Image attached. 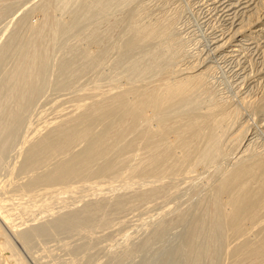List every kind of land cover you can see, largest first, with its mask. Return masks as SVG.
Returning <instances> with one entry per match:
<instances>
[{"label": "bare ground", "instance_id": "6f19581e", "mask_svg": "<svg viewBox=\"0 0 264 264\" xmlns=\"http://www.w3.org/2000/svg\"><path fill=\"white\" fill-rule=\"evenodd\" d=\"M61 1V3H63V1L65 2L66 0ZM73 1L74 2H70L74 3L72 4L73 6L69 4L70 8L66 11H63V4L61 8L56 0L32 1L33 3L26 7V9L24 8L25 10L21 16L17 18L15 28L13 27L14 30H10L11 32L6 36L7 38H5L0 45V165L4 160L7 148L15 140L17 135L19 136L18 132L20 126L22 122H24L23 120L26 119L25 116L32 107L35 98L42 93V89H45L44 85L49 84V81L46 79L48 77V69L50 70L48 67L50 62L47 66L46 63H48V60L47 62L44 60L47 54L45 55L43 53L45 55L44 58L41 54L40 57L34 54L35 48H32V44L38 47L39 45L36 44H38L37 42L40 40H34V44V42L30 40V37L33 36H31V33L33 31L38 32L36 30L39 28V22L46 18L50 19L52 22V26L50 27L52 34L50 35L54 34V39L61 38L67 33L71 35L78 31L81 32L82 29L80 28L84 26L85 22H88V27L89 29L92 28V30L91 32L89 31L90 33L88 30V33H85L86 36L88 35V39L86 38L87 41L85 39V42L82 39L85 43L82 44V41H79V46H77L78 43L74 42L76 43V48L74 47L75 45L73 46L72 42H70L69 45H72L74 48L70 47L72 50L68 51V56L58 59L59 61L56 65L57 70L55 68L56 80H53V88L55 87L63 90L70 86L68 84L70 83L68 79H66V82L62 77L71 76L74 71L77 69L80 70V68H76L75 70V67H77L75 65L77 59L83 58L84 60V58H87L88 61L85 63L87 65L89 62V68L92 70H94V68L102 69L100 65L105 62V57L110 54L109 51L112 44L114 45H112V49L116 47L119 51V54L116 52L119 57L118 61H116L120 66H124L121 67V69L125 68L122 71H129L131 74H134L136 79H134V76L131 74V76H129L127 73L129 78L139 81V83L134 85V81L126 77L127 85L128 81L129 84L132 81L133 85L118 91L114 90V87H111L112 90L109 89L113 92H111L112 94L108 92L104 93L105 91L103 92V90L101 91L102 94H99L100 89L94 84L95 87H92V90H90L91 92L89 91L91 93L89 98L90 100L92 98V102L87 101L88 104L86 105L79 99L77 100L81 103H76L77 100L75 99V103L63 107V109L58 112V116L56 113L52 118H48L50 120L47 119V121H44L43 119L45 128L50 127V125H53L55 122L56 124L46 130V132L38 138H36L35 135L40 133L42 127H40L41 125L33 127L32 131H29L32 134L28 135L25 140L28 142L33 137L36 139L30 141L29 145L27 144L28 146L26 147L22 162L19 166L21 169L20 171L31 172L39 170L45 167L47 162L51 159L55 160V165L48 169L45 167L46 169L44 168V171L47 170L46 172L41 169V172H44L43 175H36V177L33 176V178L30 177L31 179L25 184L19 185V188L33 189L37 185H43V188L45 187L44 185H52L53 187L56 185L58 189L71 191L79 185L75 184L77 181L80 183L79 180L74 181L73 178H81L80 181L82 180L81 182H83V178H88L87 176L90 175L93 177L95 175V179L98 177L96 181L94 180L95 183L97 182L96 187L99 190H103L107 186L113 187L115 184L112 185V180H114V177H119L123 172L131 173H127L126 175L137 174V177L140 176L143 179H145V176L147 178L146 182L149 183V185L152 184L153 188L150 189L147 184L149 189L147 188V190L146 187H144L147 191H140V193L132 195L131 198H135L139 203L140 201L143 202L148 199L155 200V203H157L155 204L156 208H159V212L162 214L161 217L163 218L156 222L157 224H155L154 227L155 233L151 239H149L151 242L150 244L154 243V245H152L154 246L152 255L160 254L156 264H178L180 261L181 264H220L221 257L223 256L222 254H224L225 251L229 257L228 264H264V151H262V149L258 150L256 148L257 146L253 148L256 142L255 134L264 130V0H193L202 12L201 18H204L206 21L209 19L215 20V28L213 27L214 30L212 31L210 40L205 51L203 50L204 52H201L200 58L194 62L185 61V58H178V60L176 59L178 63L175 65L170 63H173L175 60L174 58H172L174 59L173 61H170V58L169 62L168 58H162L158 61L159 59L155 57L156 60L152 56L153 53L154 56H161L162 49L158 47H160L162 39L163 41L167 40V37L163 38L167 33V25L165 26L160 23L158 19L154 23H144V21H141V23L138 21L141 17L140 14L137 20L138 11L136 9L137 13L134 9H128L123 15L120 14V12L118 14L123 17L121 16L122 19L116 22V27L119 32L118 37L114 36L118 38H114L117 40L116 43H112L111 39V44L108 43L110 46L105 42L101 46L100 42L103 38L101 39V37L95 33L97 28L93 27L99 22L98 18H100L102 14L104 15L107 11L110 12L109 9L111 8L112 0ZM11 2L6 1L3 8L0 7L2 8L0 9V13L4 11L5 13H9L12 5L14 6V3ZM17 3L22 2L19 0ZM7 10L8 12H6ZM117 10H120V8ZM61 12L63 14H59ZM96 20L98 22H96ZM102 22L103 25H108L105 21ZM102 22H99L100 25ZM46 24L47 23H45V25ZM111 26L110 28H112ZM34 32L32 34H34ZM107 34H105L106 39L108 38ZM80 36H76L77 40ZM72 37L75 36L72 35L71 38ZM66 38L67 37L64 39ZM57 42L60 43L59 40ZM30 46L33 49L34 55L32 54V49L29 51ZM41 48L40 46V49ZM165 48L164 50L166 51ZM40 49L37 48L35 51L38 52ZM59 50H61V48ZM165 51L163 53H165ZM27 52H29L28 55L31 54L27 57L29 59L32 58L30 64L25 63ZM53 52H50L51 55ZM149 53H152L151 56L152 59L154 58L153 61L156 60L155 62L152 61L154 63L153 69L149 63H147L148 65L145 63L142 64L141 61L144 55L147 54L149 57ZM163 57H168V55H164ZM19 58L22 63L26 65L25 67H22L21 63L22 68L19 64L10 66L12 60H19ZM138 58L141 61L139 68L128 66L127 63H130L133 59L136 61ZM152 59L149 57V62ZM78 61L79 60H77V62ZM80 61L82 62V60ZM113 63H115V61ZM210 63L216 65L221 64L227 67L234 74V79L236 81L241 82V84L243 83L242 86L251 87L253 91L250 90L251 88L248 89L251 92V95H249L250 98L252 97V100L250 99L251 102H255V108L246 110V112L251 119L256 121L253 128L254 130L249 126L247 129L245 128V131L242 130L244 132L241 134L239 133L238 142L236 141V143L234 141L233 143H236V145L232 143L233 146H231V140H229L230 145L229 142L228 144L224 142L228 134L231 138L234 132L241 129L237 127V129H239L234 131L229 126L231 124L227 119L230 118L228 116L231 114L232 110H234L233 105L232 107L229 105L230 103L228 106L219 104L209 105L200 103L203 102L202 100L200 102L197 101L199 96L198 93L201 91L200 88L203 87L202 84L204 83L203 76L206 74L205 72L207 69L210 68ZM52 64L53 63H51V65ZM7 65L13 68H9ZM27 67L31 69L34 67L32 72L30 71L31 74H33L32 78L31 74H29V79H27V75H25L27 74V70L29 71ZM114 68L116 69V67ZM25 69L26 72L24 73ZM91 69H89V71H91ZM79 72H77L78 75ZM103 73L104 71H102V74ZM82 74L84 75V73ZM102 74L99 73V76H102ZM23 76H26L27 81H25V83L23 80H21V83L17 82ZM45 76H47L46 79ZM101 76L100 78L98 77L99 80ZM105 76L108 75L106 74ZM73 77L76 78L75 76ZM92 78H94V75ZM98 78L96 79L98 80ZM75 80H73V82ZM46 81L48 83H46ZM92 81H95V79ZM99 82L95 83L98 85ZM258 84L259 86L257 87ZM116 88H118V86ZM22 92H26L27 95ZM104 94L107 95L104 96ZM98 97H100V99H98ZM73 113L77 114L73 116ZM69 114H71L72 117H70L71 115ZM64 116L66 118L69 117V119L60 122V118ZM57 118H59L58 121L60 123H57ZM227 125L232 130L229 128L228 131ZM260 132L258 134H260ZM79 142H84L85 146L80 148L79 151L74 152L72 146ZM111 151H114V155H109L110 157L108 158L107 154H110ZM57 157L61 158L57 159ZM93 165H96V168H94L95 166ZM211 167L213 170H211ZM203 168H211L210 172L208 171L209 169L207 170V173L209 172V176L211 177L210 181H206L207 183L204 184L202 189L200 186L193 189L190 193V199H188L189 201L191 200V202L193 201L192 203L187 200L188 205L186 203L184 208H174L175 210L171 211V201L170 199H165L166 194L169 192H167V189L169 190L167 186L171 183L169 179L174 180L178 178L180 182L185 183L191 176H194L193 172H201ZM199 172L197 174H199ZM205 175L207 176L206 173ZM203 176L204 175H201V177ZM128 177L130 178V176ZM195 177L199 179L200 176H194L192 179H195ZM166 178H168L170 183H167V180H165ZM119 179L120 178H118V181ZM173 180L172 183L174 182ZM94 181H92L93 184ZM132 181L134 182L133 178L129 181L130 184L133 183ZM0 182L6 183V181L3 180ZM123 182L125 184V181ZM123 182L120 183L122 184ZM165 182L168 184H166V187L164 184ZM84 183L82 184L84 185ZM205 187L206 191L204 190ZM141 188H143V186H141ZM141 188L140 190H142ZM58 189H56V192ZM175 189H178V187ZM53 190L54 189H52V191ZM106 190L109 189L106 188ZM46 192L49 191L46 190ZM103 192L104 191L100 193ZM61 193L63 192H60V194ZM128 196L119 195L114 198L110 204L108 200V202H102L101 199V201L95 199L96 201L87 202L78 211L76 210L77 212L61 217L59 216L56 220L51 222L30 225L25 229H18L19 222L16 223L18 219L16 222L15 219L13 220L12 216L14 215L11 216L13 212L11 213L7 207L8 204H10L7 200L10 199L2 197L0 198V222L5 226L4 228H7V231L9 230L16 233L14 235L18 236L19 240L27 247L30 246L29 241L34 240V238L41 236L46 237L47 235H51L52 237V235L60 231L73 229L82 224L92 223L100 213L121 209L126 203L129 206L136 201L133 202L130 196ZM128 198L132 201H129L130 204L127 202ZM46 200L44 199V202ZM23 207L24 206H22V208ZM42 208L44 207L42 206ZM173 211L174 213L172 214ZM170 212L172 215L170 214L168 216L167 214ZM40 215L42 214L40 213ZM25 222L27 223V221ZM175 225L181 227H179L181 231H179L178 234L177 244L167 248V243L165 241H169L167 240L169 238L168 232H170L171 227ZM1 226L0 224L1 242L3 246H5V243H7L5 235L6 230ZM2 229L5 232H3ZM172 231L174 230L172 229ZM172 231L171 233H173ZM147 242H144L146 246L149 245ZM1 255H3V253ZM12 256L13 254L11 251L10 257L9 255L1 256L2 259L0 260L5 261L4 264H21L18 259V263H15ZM15 256H17V254H15ZM158 257L156 256L155 259ZM8 260L9 262H7ZM147 261L150 262V257L143 259L141 264Z\"/></svg>", "mask_w": 264, "mask_h": 264}, {"label": "rangeland", "instance_id": "374dc122", "mask_svg": "<svg viewBox=\"0 0 264 264\" xmlns=\"http://www.w3.org/2000/svg\"><path fill=\"white\" fill-rule=\"evenodd\" d=\"M6 1L11 2L12 0H0V4H1L0 7L3 8V6L6 4ZM25 1L26 0H24V1L21 0L22 3H17V2H19V0H13L11 3H14V6L12 5L11 10L9 9L10 10L9 13H5V11L3 13H0L2 15L4 14L3 16L0 15V45L5 40V38H7L6 36L11 31L14 30L17 18L21 16V14L26 9V7H28L30 4H32L33 2H35L37 0H32L33 2L31 0H30L31 2L29 0L26 2ZM56 1L58 2V4H60L59 5L60 7L63 4L62 5V7H64L63 11H66L70 8L69 4H71V5L74 4V3H70V2H74L73 0H66L65 2L63 1V3H61L62 2L61 0H56ZM76 1L77 0H75V2ZM111 2H112L111 8L109 9L110 12L107 11L104 15L102 14L100 16V18H98L99 20L97 19L100 23L102 21H105L106 23H108V25L107 24H106L107 26L103 25V22L100 25V23L96 20V22H98L99 24L96 23L94 27L92 26L93 28H97L95 33L97 35H99V37H101V39L103 38L102 41L100 42L101 46H102V44H104V42L107 43L108 46H110L111 42L114 44L116 43V41H117L116 39H118L116 37H118V33H119L118 28L116 27V25H117L116 22H118L119 20L122 19V17H123L122 15L128 9H134V10L136 9L138 11L137 20L139 19V14L141 16L138 21H140V22L144 21V23H151V22L154 23L158 19L160 23L164 24L165 26L167 25L166 26V28H167L166 35L167 36L166 35L163 36V38L167 37L166 38L167 40L166 41L164 40L165 41L164 42L162 39V43L160 44V47H158V48L162 49V51H161L162 54L160 56L161 58L157 57L156 55L154 56V53L152 55L154 58L156 57L157 59H159L158 61H160V59H162V58H168V61L170 58H171L170 61H173L174 59L178 60V58L179 59L185 58V61L188 60V62L196 61L198 58H200L201 52L203 53L205 51L207 44L210 40V36L212 34V31L215 28L214 27L215 26V20L209 19L206 21V20H204V18H201L202 12L196 6V4L194 3L193 0H112ZM2 8H0V9H2ZM119 8H120V10L123 9L124 11L122 10L123 11L122 12L120 10H117ZM111 11H112V14H111ZM137 11H136V13H137ZM6 12H8V10ZM108 13H109V16H108ZM118 13H120L122 15H120ZM59 14H63V13L61 12ZM118 17H120V18H118ZM141 18H142V20H141ZM108 19H109V21H108ZM161 20H163V21H161ZM105 22H104V24H105ZM39 23H40V24H38L39 28H38V30H36L38 32L33 31L34 34H32L33 32L31 33V36L32 35L33 36L30 37V40L33 41L34 44H35V41L40 40L37 42L38 44H36V45H39L38 47H36L35 45L33 46V44H32V48L34 47L36 50H37V48L40 49V46L42 47L41 48L42 50L41 49L38 50V52L40 51L39 53L37 51H35V49L33 48L34 54L39 55V57L42 55L43 58L47 54L46 59H44L46 62L48 60V63L45 62L46 65L48 66L49 62H50V65H51V63H53L51 66L50 65L48 66L50 68V70L52 69L51 71L48 69V72H47L48 77L45 76V79L47 77L46 80L49 81V84L44 85L45 89H42V93H40L38 95V97L35 98L32 107L30 108L29 112L25 116L26 119L23 120L24 122H22V124L20 126V129H19L20 133L18 132L19 136L17 135L15 140L7 148V150L5 152L6 156L4 155V160L2 161V163L0 165V181L1 180L6 181V183L0 182L1 183L0 188H2V189H0V198L3 197V198L11 200V201L7 200L10 203V204H8L7 207H8V210L11 211V213L12 212L14 213V214L13 213L11 214V216L14 215V216H12L13 220L15 219V222H16L18 219V221L16 222V223L19 222L18 229H25V228H28L30 225L41 224V223H45V222H49V221L51 222L53 220H56L57 217H59V216L61 217L64 215L72 214L73 212H77L81 207H83L89 201H96V200L101 201L102 200V202H108L109 201V204H110L111 201L119 195L120 196L121 195H125V196L129 195L131 198L132 195L140 193V191L144 192V191H147L149 188L150 189L153 188L152 184L149 185V183L146 182L147 178L145 176H144V178L146 180L141 178L140 176L137 177V174L136 175H134V174L126 175L128 172H126V173L123 172L120 174L119 177L118 176L114 177V180H112V185L113 184H115V185L113 187L107 186L106 188L109 190H106V188H104L103 190L101 189L102 191H104L103 193H100L102 191L96 187L97 182L95 183V181L98 177L95 179V175L93 177H91V175H90V176H87L88 178H83V182H81L82 180L80 181L81 178H78V177L73 178L74 181L79 180L80 183H78V181H77L75 184H77V185L79 184V185L71 191L58 189L56 185H54V187L52 185H49V186L44 185L45 186L44 188H46V189L43 188V185H39V186L37 185L33 189H31V188H29V189L25 188L24 189L22 187L19 188V185L21 186L22 184H25L29 179L33 178V176L36 177V175L37 176L43 175V173L47 171V170L44 171L46 168L48 169L49 167L51 168L52 166L55 165V160L51 159L45 165L46 168L42 167L36 171H31V172L30 171H23V170L20 171L21 169L19 168V166L22 162L26 147L29 145L30 141L35 140L40 135L44 134L46 132V130H48L49 128L53 127L54 124H56V122H55L53 125H50V127L45 128V125L43 124L44 123L43 119H44V121H47L48 118H52L56 113L58 116V112H60V110H62L63 107L75 103V99L76 100L79 99L82 103L84 102L87 105L88 104L87 101L89 102L92 100V98L90 100L89 97L91 95L90 90H92V87H95L94 84H96V87H98L100 89L99 90L100 92L97 90L98 88L96 89L99 92V94H102V92H101L102 90H103V92L105 91L104 93H106V92L111 93L112 92L111 87H114L115 88L114 90L118 91L120 89L122 90L123 88H125L127 86H132L133 84L136 85V83H139V81L134 80V79H136L134 74H131L129 71L128 72L122 71L125 68L121 69V67H124V66H120L117 62L119 59V57H118L119 51L117 50L116 47H113V49H112V45H113L112 44L110 47L109 53L113 56L108 54L105 57V59H106L105 62L102 65H100V66H102V67H100L102 69L94 68V70H92L88 66L89 62L86 65V63L88 61L87 58H84V60H83V58L77 59L79 61L82 60V62L81 61L77 62V60H76L75 65L77 67H75V70H76V68H80V70L77 69L76 71L73 72V74L71 73L72 74L71 76L68 74L69 76H66V77L63 76L62 77V79H65L66 82H67L66 79H68V82H70L68 84L70 86L67 85L68 88L63 89V90L60 88H55V87L53 88V80L56 78L55 73L57 70L56 65L59 61L58 59H61V57L68 56V54H69L68 51L72 50L70 47L76 48L80 44V43H78L79 41H82V44L85 43L88 39L87 38L88 35L86 36V34L89 31L91 32L92 28L89 29V27H88L89 23L85 22L84 26L82 28H80V29H82L81 32L78 31L77 33H75V34L73 33L71 35H68V33H67V34H65V36H63L64 38L67 37L70 39H67V38L64 39L63 37L58 38V39H54L53 38L54 34L50 35V34H52V32L50 31V27L52 26L51 20L46 18V19H42ZM45 23H47V24L45 25ZM113 23H115V24H113ZM109 25L110 26L112 25L111 27L113 29L110 28ZM85 27H86V29H85ZM109 29H110V31H109ZM87 30H88V32H87ZM44 31H45V33H44ZM170 31H171V33H170ZM107 32H108V34H107ZM109 32L111 33V35ZM35 33H37V34H35ZM42 34H43V36H42ZM105 34H107L108 40L106 39ZM72 35H74L75 37L71 38ZM77 35H79V36L81 35L78 40L76 37ZM110 36L113 38H111ZM114 36H116V37H114ZM38 37L41 39H39ZM114 38H116V39H114ZM82 39L84 41L86 39V41L83 42ZM58 40L60 43L57 42ZM110 40H111V42H110ZM42 42H43V45H42ZM70 42H72L73 46L74 45L75 46L73 47L72 45H69ZM74 42L78 43V45L76 46V43H74ZM51 43L53 44V46ZM54 43H56V44H54ZM108 43H110V44H108ZM164 43L166 44L167 47L165 46ZM54 47L55 48L57 47V48L55 49ZM63 47H65V48H63ZM32 48L30 46L29 51ZM44 48H46V49H44ZM60 48H61V50H59ZM68 48H69V50H68ZM164 48L166 49V51L164 50ZM33 49H32V54H33ZM43 49H44V51H43ZM95 49H98V48H95ZM158 51L160 52L159 49H158ZM158 51H157V53H158ZM164 51H165V53H163ZM48 52H49V54H48ZM50 52H53V54L51 55ZM116 52L118 54H116ZM28 53L29 52H27V54H26L27 56H25V60L27 62L25 60L24 61H25V63L30 64V60L32 58H30V59L27 58L31 55V54L28 55ZM149 54H150L149 57L152 59V56H151L152 53H149ZM63 55H65V56H63ZM164 55H166V56L168 55V57H163ZM149 57L146 54L143 57L144 59L142 58L143 60L141 59V61H142V64L143 63H145V64L149 63V65L152 66V69H153V66H154L153 62H155L157 59L155 58L156 60L153 61V59H154L153 58L150 61V62L153 61L152 62L153 64H152L149 62ZM172 58H174V59H172ZM134 59L130 63H127L128 66L130 65V66H133V67L135 66L136 68L137 67L139 68L141 65L140 59L138 58V60H136V61ZM113 60L115 61V63H113L114 62ZM147 60H148V62H147ZM177 60L175 62L173 61V63L170 61L169 62L172 65H175L176 63H178ZM13 61H14V63H13ZM11 62L13 64L10 63V66H14L17 64H19L20 67H21V64H22V67L26 66L24 63H22L20 58H19V60L14 59ZM79 63H80V65H79ZM137 63H139V64H137ZM111 64H112V66H111ZM115 65H117V66H115ZM86 66H88V67H86ZM113 66L116 67L117 70ZM9 68H13V67H9ZM27 68L29 69V71L27 70V72H26V69H25L24 73L25 72L27 73L25 75H27V79H29L28 76H30L29 74H31L34 67L32 69L29 67H27ZM55 68H56V70H55ZM81 68H82V70H81ZM88 68L91 69V71H89ZM95 69L99 70V71H96ZM100 70H101V72H100ZM79 71L80 72L82 71V72L80 73ZM102 71H104L103 74H102ZM117 71H119V72H117ZM77 72H79V75ZM90 72H91V74H90ZM82 73H84V75ZM99 73L102 74V76H103L102 77L100 75L101 76L100 80H99V78H100ZM127 73L129 74V76L132 75L135 78L134 77H133L134 79L129 78ZM205 73H204L205 75L203 76L204 77V79H203L204 83L202 84L203 89L200 88L201 91H199V93H201V94L198 93V95L200 97L198 96L197 101L200 102L202 100L205 103H203V102H200V103L209 104V105L210 104H219L222 106L223 105L228 106L229 103H230L229 105L231 107L233 105L234 110H232V112L234 111L235 113L233 112L234 113L233 114L231 112V114L228 116V117H230L229 118L230 120L229 119H227V120L231 124V125H229V123H228V125L234 131L239 129V128L237 129V127H240L241 129L234 132V135H232V133H231V135H232L231 138H230V135L227 133L228 135L226 134L227 137H225V139H224V142H226L227 144H228L229 140H231V146H233L232 143L234 141L238 142L237 139H238L239 133L240 134L243 133L248 128V126L253 129L254 125L256 124V121L251 119V117L248 116L247 112H246V110H249L251 108L252 109L255 108V102L252 101L254 103L253 104L251 102L252 97L250 98V96H249V95H251L250 90L252 91V88L242 86L243 83L241 84V82H238L234 79L235 77H234V74L232 73V71H230L227 67H225L221 64L216 65L214 63H210V68H208ZM92 74L94 75V78H92L93 77ZM106 74L108 76H105ZM32 75L33 74H31V78H32ZM73 76H75L76 78H74ZM23 77L20 80H18L17 82L21 83V80H23L25 83V81H27V79H26V76L24 77V79H23ZM70 77H72V78H70ZM114 77H115V79H114ZM116 77H118V78H116ZM126 77H128L130 80H133L134 81L133 84H132V81L130 84L128 81V85H127ZM96 78H98V80L100 82ZM69 79H70V81H69ZM94 79H95V81H92ZM111 79H114V80H111ZM129 79H127V80H129ZM73 80H75L74 81L75 83L73 82ZM47 81H46V83H48ZM95 82H99V84L100 83L101 84L100 85L98 84L99 85L98 86L97 83H95ZM237 82H238V87H237ZM117 86L119 89L116 88ZM239 86H240V89H239ZM258 86H259V84L257 85V87ZM248 89H250V90H248ZM205 91H207V92H205ZM22 93L23 94L25 93V95H27L28 91H27V93L26 92H22ZM243 93H244V95H243ZM107 94H104V96ZM108 95H110V94H108ZM85 97H87V98H85ZM82 99H84L85 101ZM98 99H100V97H98ZM79 100H77L76 103L77 102L81 103ZM249 100H250V102H249ZM77 113H75V114L73 113L72 115L75 116ZM69 115H71V114H69ZM69 115H67V116H69ZM72 115L70 117H72ZM66 119H69V117L68 118H66L65 116L63 118L61 117L60 122L63 120H66ZM48 120H50V119H48ZM58 120H59V118H57V123H60ZM246 120H249V121H246ZM250 123H251V125H250ZM234 124H236V125H234ZM38 125L39 126L41 125L40 127H42V129H40V133L35 135L36 138L31 137L32 139L30 138L31 140L27 142L25 140L26 137H28V135L32 134V133H30L32 131V128L35 126H38ZM229 126H228V131L230 128ZM242 130H244V131H242ZM262 132H260V134H258V133L255 134V139H256L257 144L255 142V146H253V148L257 146L256 148L258 150L262 149V151H264V130H262ZM260 135H261V137H260ZM257 140H259V141H257ZM236 143H233V144L236 145ZM229 145H230V142H229ZM252 145H251V147H252ZM83 146H85V143L79 142V143L75 144L74 146H72V150L74 152H77ZM109 155L113 156L114 151H111L110 154L109 153L107 154L108 158L110 157ZM61 157H57V159L61 158ZM93 166H95L94 168H96V165H93ZM211 168H203L204 171H203V169H201L202 171L200 170L203 173L198 171L199 174H197L198 173L197 171H196L197 173L195 172L196 174L193 172L194 176H197V177L200 176V177H199V179L195 177V179H196L195 180L194 178L192 179V177H194V176H191L189 178V180L191 182L188 180L187 181L188 183L187 182H185V183L180 182V180H178V178L174 179V180L169 179L171 181V183H170V181H168V178L165 179V180H167V183L169 182L171 184V185L170 184L168 185L166 182L164 183L165 187L167 185H168L167 188L169 187V190L167 189V192L168 191L169 192L168 193L166 192L167 194L165 196V199L166 200L170 199L171 211L175 210L174 208H182V207L184 208V206H186L187 200L190 199L189 198L190 193L193 191V189H195V187H198V186H200L202 189L204 187V184L210 181L211 177L209 176V172L211 170H213V168L212 169ZM41 169L44 172H41ZM207 170L209 171L208 173H207ZM205 173L207 174V176L205 175ZM128 174H131V173H128ZM201 175H204V176L201 177ZM128 176H130V178ZM124 177H126V178H124ZM131 177L134 180V182L132 181L133 183L131 182L132 184H130V182H129L132 180ZM118 178H120L121 180L119 179V181H118ZM8 180H10V181H8ZM172 180L174 181L173 183H172ZM92 181H94V184ZM123 181H125L126 185L124 184ZM120 182H123V183L121 184ZM82 183H84V185ZM127 183L130 185H128ZM142 183H143V185H142ZM147 184L149 185V188H148ZM176 184H177L178 189H175V188H177ZM201 185H203V186H201ZM141 186H143V188L146 187V189L147 188L148 189L145 190V188L143 189V188H141ZM3 187H4V189H3ZM48 187H51V188H48ZM93 187H94V189H93ZM126 187H129V188H126ZM140 188L142 190H140ZM49 189H51V190H49ZM52 189H54L53 190L54 192L52 191ZM56 189H58L57 192H56ZM46 190L49 192H46ZM204 190L206 191V187ZM40 191H42V192H40ZM201 191H203V190H201ZM60 192H63V193L60 194ZM203 192H201V193H203ZM52 193H55V194H52ZM204 193H206V192H204ZM46 197H47V200H46ZM166 197H168V198H166ZM12 198H13V200H12ZM130 198H128V200H127L128 203L130 201ZM44 199L46 200L45 201L46 203L44 202ZM131 200H133V202H134L136 199L131 198ZM145 201H143V202L140 201V203H139V201L136 200L135 202H137L139 204L134 202L135 204L131 203L132 204L131 205L129 203L130 205L128 206L126 203L124 205L125 208L123 207V208L117 209V210H110L109 209L110 211H106V212L104 211L103 213H100L98 215L100 217L96 216V219L98 221L95 219L96 222L94 221L92 223H87V224H82L80 226H76L73 229L60 231V232L56 233L57 235L55 234L56 236L52 235V237H51V235H47L48 237L47 236L46 237L41 236L42 238L41 237L34 238V240L29 241L30 246H27V247H26V245L23 244V242H21V240H19L18 236L14 235L16 233L9 231V230L7 231V228H4L5 226H3L2 222H0V224L2 225L1 227L4 230H6V232H5L2 229L3 232H5L6 242H7V243H5V246H3V243L1 242L2 237L0 236L1 237L0 238V259H2L3 256H7V255H9V257H10V253L12 251V254H13L12 258L14 259V262L18 263V260H20L19 263L21 262V264H141L143 259H146L149 257H150V262H148L149 261L148 260L146 263L144 262L143 264H147V263L148 264H156L157 260H159L160 254L152 255V250L154 247L152 245H154V243L150 244L151 242L149 239H151V237L155 233L154 227H155V224H157L156 222L160 221L163 217H161L162 214L159 212L160 211L159 208H156L155 204H157V203H155V200L148 199ZM130 202H132V201H130ZM188 202H191V200L190 201L188 200ZM11 203H12V205H11ZM41 204H43V205H41ZM106 204H108V203H106ZM181 204H183V205H181ZM16 205L18 208L16 207ZM21 205L24 206L25 208L24 207L22 208ZM126 205H127V207H126ZM187 205H188V203H187ZM42 206L44 208H42ZM157 209H158V212H157ZM107 210H108V208H107ZM40 213L43 216L40 215ZM173 213H174V211L172 212V214ZM170 214H171V212L167 215L169 216ZM20 215H22V216H20ZM24 220L27 221V223ZM106 220H107V222H106ZM176 226H177V228H176ZM179 227L180 226H178V225L172 226L170 232H168L169 238L167 240H169V241L168 242L165 241L167 243L166 244L167 248H169L170 246H175L177 244L178 234H179V231H181V229H180L181 227L180 228ZM172 229L175 232L172 231ZM171 231L173 233H171ZM9 232H12V233H9ZM176 234H177V236H176ZM53 236H54V238H53ZM147 241H149V242H147ZM144 242H147L149 245L146 246L144 244ZM165 242H164V244H165ZM155 246H156V244H155ZM8 250H10V251H8ZM1 252L3 253V255H1L2 254ZM13 252H15V253H13ZM15 254H17V256H15ZM224 254H222L223 256L221 257L220 264H228V258L229 257L227 255V252L225 251ZM156 256L157 257L159 256V257L157 259H155ZM7 262H9V260ZM4 263H5V261L0 260V264H4ZM178 264H181V261L178 262Z\"/></svg>", "mask_w": 264, "mask_h": 264}]
</instances>
